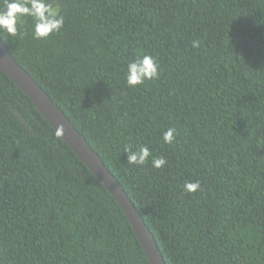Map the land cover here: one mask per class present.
Masks as SVG:
<instances>
[{"label": "trees", "instance_id": "16d2710c", "mask_svg": "<svg viewBox=\"0 0 264 264\" xmlns=\"http://www.w3.org/2000/svg\"><path fill=\"white\" fill-rule=\"evenodd\" d=\"M50 2L59 34L36 40L22 17L1 36L121 182L166 264H264V0ZM144 54L159 78L130 87L127 64ZM55 132L0 68V264H149L115 197ZM127 146L152 156L129 165Z\"/></svg>", "mask_w": 264, "mask_h": 264}, {"label": "water", "instance_id": "95a60500", "mask_svg": "<svg viewBox=\"0 0 264 264\" xmlns=\"http://www.w3.org/2000/svg\"><path fill=\"white\" fill-rule=\"evenodd\" d=\"M0 68L31 99L55 131L60 125H63L62 139L100 179L122 207L144 247L149 264H166L165 257L155 236L121 182L64 110L60 108L31 73L16 60L1 35Z\"/></svg>", "mask_w": 264, "mask_h": 264}, {"label": "clouds", "instance_id": "9594fccd", "mask_svg": "<svg viewBox=\"0 0 264 264\" xmlns=\"http://www.w3.org/2000/svg\"><path fill=\"white\" fill-rule=\"evenodd\" d=\"M22 17H30L33 21V38L45 40L53 34H59L65 25V17L61 14L59 6H53L50 0H0V35L4 37H16L18 35V24ZM159 64L156 59L148 54L138 56L127 64L125 79L130 87H136L159 78ZM177 130L168 128L162 134L165 144L171 145L175 142ZM57 138L63 137V125L55 132ZM129 165L137 167L145 165L152 156L151 149L140 146L135 150L127 146ZM151 163L154 169L163 168L167 164L164 156L152 157ZM200 188L199 181L186 182L184 190L195 193Z\"/></svg>", "mask_w": 264, "mask_h": 264}]
</instances>
